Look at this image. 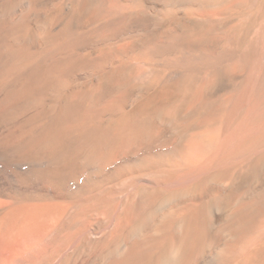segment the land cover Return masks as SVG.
<instances>
[{"label": "bare ground", "instance_id": "obj_1", "mask_svg": "<svg viewBox=\"0 0 264 264\" xmlns=\"http://www.w3.org/2000/svg\"><path fill=\"white\" fill-rule=\"evenodd\" d=\"M258 10L0 0V264L264 258V30L235 54Z\"/></svg>", "mask_w": 264, "mask_h": 264}, {"label": "rangeland", "instance_id": "obj_2", "mask_svg": "<svg viewBox=\"0 0 264 264\" xmlns=\"http://www.w3.org/2000/svg\"><path fill=\"white\" fill-rule=\"evenodd\" d=\"M260 10V9H259ZM258 10V11H259ZM259 13L262 15H260L259 16ZM259 17L261 18V17H263V19H264V13L263 12H261V11H259L258 13H257V15H256V17L254 18V20H253V24H251V25H253V26H251V25H248L247 27H246V32L247 31H249V32H247V34H246V32H243L242 33V37H241V39H240V42H239V44H238V48H236L237 49V51L236 52H238V53H235V54H237L238 56H242V57H252V55H254V54H256V56L257 55H259L260 53H259V51H262V46H261V44L259 43V38L261 37V34L262 33H258V32H262L263 30H264V28H263V25H264V20L263 21H261V23H260V20H259ZM262 20V19H261ZM262 22H263V25L262 26H260V28H258V26H259V23H260V25L262 24ZM232 23L234 24L235 23V21H232ZM232 24V25H233ZM253 28V29H252ZM256 28V29H255ZM258 28V29H257ZM255 29V30H254ZM252 30V31H251ZM252 32V33H251ZM249 33V34H248ZM259 35H258V34ZM244 34H246V35H244ZM257 34V35H256ZM245 36V37H244ZM258 36V37H257ZM254 37H257V39L256 38H254ZM252 40L254 41V40H256V41H258V43L256 42V41H254V42H252ZM259 46V47H258ZM256 48V49H255ZM257 48H259V49H257ZM241 50H243V51H241ZM245 51V52H244ZM259 53V54H258ZM235 69H237V71H241L242 72V70H244V66L242 67V66H239V65H236V68ZM243 115H241L240 117H239V119L241 120L243 117H244V113H242ZM238 119V121H240ZM196 138V139H195ZM203 140H204V138L202 139V135H199V134H197L196 136H194L193 137V139H192V143H191V149H196L197 151H199L198 149H197V147H203V144H202V142H203ZM232 144H233V146H232ZM236 143H231L230 144V148L231 149H234L235 147H234V145H235ZM202 147H201V149H202ZM206 149H204V147H203V149L201 150L202 151V153L204 154L206 151H205ZM205 151V152H204ZM94 213H95V218H96V216L98 217L100 214H102L103 215V211L101 210V209H99V210H97V211H94ZM100 217V216H99ZM77 221V222H76ZM74 224V225H73ZM78 224V217H75V218H73V219H71L70 220V222H69V224L67 225V226H65V228L64 227H62V229H61V232H62V234L63 233H65V236H64V234H63V236L62 237H64V239H65V237L68 239V238H70V232H72L73 231V229H75V225H77ZM63 228H64V230H63ZM71 229H72V231H71ZM69 230H70V232H69ZM64 231V232H63ZM60 232V233H61ZM69 232V233H68ZM61 234V235H62ZM66 235H69L68 237L66 236ZM59 237H61V236H59ZM64 239H61L60 238V240H62V241H66V240H64ZM65 244V243H64ZM55 245V244H54ZM52 244H50V245H48L47 246V248H46V250H51L52 249ZM68 246V245H67ZM51 247V248H50ZM44 249H45V247H44ZM69 250V249H68ZM55 258V257H54ZM0 259H1V254H0ZM50 262V264H54L55 262L54 261H56L57 262V257L55 258V259H53L52 260V257H51V260H49ZM52 261V262H51ZM48 264V263H47ZM251 264H264V258L262 257V258H260V259H256L254 262H252Z\"/></svg>", "mask_w": 264, "mask_h": 264}]
</instances>
